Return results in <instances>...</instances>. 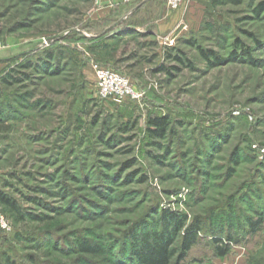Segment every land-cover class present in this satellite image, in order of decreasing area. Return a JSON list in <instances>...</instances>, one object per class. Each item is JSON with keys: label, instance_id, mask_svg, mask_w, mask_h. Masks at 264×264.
Returning <instances> with one entry per match:
<instances>
[{"label": "rangeland", "instance_id": "374dc122", "mask_svg": "<svg viewBox=\"0 0 264 264\" xmlns=\"http://www.w3.org/2000/svg\"><path fill=\"white\" fill-rule=\"evenodd\" d=\"M97 1L0 0V263L124 264L164 213L264 216V0ZM92 59L143 98L99 97ZM243 239L225 259L264 264V224Z\"/></svg>", "mask_w": 264, "mask_h": 264}, {"label": "trees", "instance_id": "16d2710c", "mask_svg": "<svg viewBox=\"0 0 264 264\" xmlns=\"http://www.w3.org/2000/svg\"><path fill=\"white\" fill-rule=\"evenodd\" d=\"M218 56L214 52H205ZM106 64V63H104ZM51 65L46 62L45 69ZM8 81V78L5 79ZM0 111V122L2 121ZM168 116H152L149 120L148 130L153 137H166L170 121ZM0 201L9 207L18 208L14 198L0 190ZM264 213V212H263ZM47 216H40L45 219ZM162 228L143 229L136 238L130 251L124 254V264H184L187 261L205 262L210 255L224 258L234 247H237L245 235L258 232L264 224L263 214L260 216H247L240 220L235 216H211L205 220L197 218L193 223L186 225L179 216L164 213L161 217ZM183 230V233L180 232ZM179 244V250H174V245ZM77 249L88 254H99L102 250L100 244H93L83 238L77 239ZM178 255L175 259V255ZM122 255V254H121ZM16 264L12 259L5 263Z\"/></svg>", "mask_w": 264, "mask_h": 264}, {"label": "built area", "instance_id": "2783aa9c", "mask_svg": "<svg viewBox=\"0 0 264 264\" xmlns=\"http://www.w3.org/2000/svg\"><path fill=\"white\" fill-rule=\"evenodd\" d=\"M105 0H98L99 6H102ZM132 1V0H127ZM186 0H169V6L173 9L178 8ZM3 43L0 40V49ZM91 65L95 73L96 86L99 97L112 101L116 104H122L127 100L140 101L144 94L138 90L132 79L126 74L114 69L108 64L99 60H91ZM2 225L5 227L7 222L2 218ZM221 264H234L230 260H223Z\"/></svg>", "mask_w": 264, "mask_h": 264}, {"label": "crops", "instance_id": "0c3cea01", "mask_svg": "<svg viewBox=\"0 0 264 264\" xmlns=\"http://www.w3.org/2000/svg\"><path fill=\"white\" fill-rule=\"evenodd\" d=\"M236 249H237V248H236ZM227 256H228V255H227ZM225 258H227V257L221 258L222 260L220 261V263H221Z\"/></svg>", "mask_w": 264, "mask_h": 264}]
</instances>
